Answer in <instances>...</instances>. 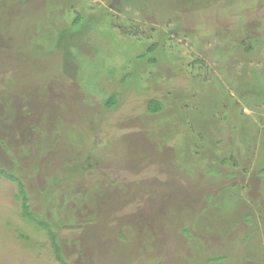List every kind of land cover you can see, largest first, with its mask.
Masks as SVG:
<instances>
[{
  "label": "rangeland",
  "instance_id": "rangeland-1",
  "mask_svg": "<svg viewBox=\"0 0 264 264\" xmlns=\"http://www.w3.org/2000/svg\"><path fill=\"white\" fill-rule=\"evenodd\" d=\"M0 17V168L66 263L188 264L243 233L264 259V96L237 89L264 76V0H0ZM37 39L45 57L30 56ZM157 40L160 61H142ZM78 122L86 145L67 140ZM23 212L0 175V264H64Z\"/></svg>",
  "mask_w": 264,
  "mask_h": 264
},
{
  "label": "trees",
  "instance_id": "trees-1",
  "mask_svg": "<svg viewBox=\"0 0 264 264\" xmlns=\"http://www.w3.org/2000/svg\"><path fill=\"white\" fill-rule=\"evenodd\" d=\"M82 19H84V17L82 16V13H78L77 18H76L75 22L73 23V25L76 26V25L81 24ZM79 27L80 26H78L76 28H79ZM38 29L40 30L41 28L39 26H37V30ZM26 31H27V28H26ZM20 32H21V30L18 31V35H16V37H15V40H17V41L19 39V35H21ZM21 33L24 34L23 32H21ZM17 37H18V39H17ZM23 39L24 38L21 39L22 42H25V40H23ZM25 43H28V42H25ZM31 43H32V45L30 47V50H32V51L30 53V56H35V57H38V56L45 57L46 56V54H45L46 50H44V48H43L44 44H42L40 41H38V39L36 41L32 40ZM159 45H160V43L158 42V40L153 42L148 47L147 54L139 56V58H141L143 61L144 57H147L146 60H144V61L151 63V64H155V63L159 62L160 58L157 56V54H155V51L157 50ZM253 49H254L253 44L246 46V50H253ZM133 76H134L133 72H127L123 76V78L121 79L122 84L128 83L133 78ZM237 89L239 90V96L245 101L250 100L253 96H255V94L258 95V98L261 96H264V76L261 75V73H259V70H255V71L253 70L252 75L248 79H245L242 82V84H238ZM120 96H121L120 91H115V92L111 93L110 95H108L104 101L105 107L111 109L114 106H116L119 102ZM228 100L231 102L230 104H232V105L235 102L234 98H232L231 96H228ZM233 109H235V108H233ZM147 110L149 111L150 114L156 115V114L161 113L163 110H165V104L163 103L162 99H160V98H152L147 103ZM231 113L232 112L227 111L224 115V119L228 120L230 122V125H233V123H231V119H233ZM77 124H80V123L78 122ZM77 124L74 125L73 130L71 132H67V134H66L67 140L69 142L70 141L72 142V139L77 140V139L83 138L85 141L84 142V144H85L87 142L86 138L90 137L89 134H87V131H88L87 127H84L85 125H81V124L77 125ZM233 128H235L234 125H233ZM78 129H79V131H78ZM188 133H190V132H188ZM161 138H160V140H161V142H163L165 140V138L163 137L164 140ZM119 143H121V142H119ZM1 144H3V143L1 142ZM43 144H45V143H40L41 147L43 146ZM113 144H116V143L113 142L112 145ZM48 147H49L48 145L43 146L44 149H46ZM175 152H176L177 156L184 157L183 152H180V151H175ZM201 152L204 153L203 151H201ZM260 156H262V158H260V159L262 160L263 164L260 167L258 173L261 175V177H264V151H262ZM28 157L30 158V155ZM209 157L210 156H207V157L204 156V157H199V158H195V159L193 158L192 161H189L187 163L203 165L206 162H208V159H210ZM184 159H186V158H184ZM177 161H180V160L177 159ZM221 164L222 165H227V164L235 165V162H234L233 158H231L230 156H227V157H223L221 159ZM182 165H183L182 168L183 167H186L188 169L192 168L191 166H187L186 162H184ZM214 173L215 174H221L220 170L209 169L208 174L212 175ZM0 175H5L6 177H8L14 181H17L19 183L20 192H21L22 199H23V211H24L23 216L28 218L29 220L37 221L40 223L41 226H43L47 229H50V233H51L52 240H53L52 245L54 247V250L56 251L57 259L64 264H68L65 262L62 254H61L60 244L56 240V236H55L56 234L51 229L50 224L47 221H38L36 218H34L33 212L30 209V205L28 202L29 199H28L26 188H25L26 186L22 180V177H19L18 175L13 174L12 172L6 171L3 168L2 169L0 168ZM17 197H19V196H17ZM226 199H227V197L225 198V200ZM225 202H227V201H225ZM263 213H264V209H263ZM252 216L253 215H251V214L246 215L245 219H246L247 223L251 224L250 218H253ZM232 227H235V226L233 225ZM184 232L189 234L188 229H185ZM174 233H176V232H174ZM248 235L249 234L243 233L239 239L234 240L235 243L233 242V245H232L233 248L231 251H228L224 254L218 253L217 255H215V254L209 255L208 254V256H199V259L192 260V261L188 262V264H217L218 262H221V261H223L227 264H264V259H262V257H261L262 253L260 252V250L257 251L258 252L257 253V252H255L256 251L255 248L252 249L251 244H249L250 241H248ZM22 236L27 237L24 234ZM240 239H242L243 242H241ZM159 264H161V263H159Z\"/></svg>",
  "mask_w": 264,
  "mask_h": 264
}]
</instances>
